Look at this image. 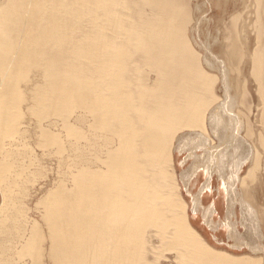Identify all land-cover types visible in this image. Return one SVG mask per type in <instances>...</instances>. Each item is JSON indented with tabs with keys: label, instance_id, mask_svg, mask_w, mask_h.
<instances>
[{
	"label": "bare ground",
	"instance_id": "6f19581e",
	"mask_svg": "<svg viewBox=\"0 0 264 264\" xmlns=\"http://www.w3.org/2000/svg\"><path fill=\"white\" fill-rule=\"evenodd\" d=\"M254 1V44L239 13L226 52L249 66L238 76L256 84L264 147V0ZM190 4L0 0V264H263L211 245L191 218L200 199L190 208L182 193L175 144L200 128L218 135L216 83L229 76L195 48ZM74 151L70 183L58 178L34 204L40 156ZM245 161H233L227 187ZM213 165L203 191L225 174Z\"/></svg>",
	"mask_w": 264,
	"mask_h": 264
},
{
	"label": "rangeland",
	"instance_id": "374dc122",
	"mask_svg": "<svg viewBox=\"0 0 264 264\" xmlns=\"http://www.w3.org/2000/svg\"><path fill=\"white\" fill-rule=\"evenodd\" d=\"M253 2L255 3L254 0H190L192 22L189 25L191 28L189 34L195 48L201 52L202 57L206 58V63H210V67L206 64L208 69L218 72L220 68L225 66L229 76L226 87L222 83H216L217 93L225 105V109L221 107L215 110H220L221 114V121L217 126L218 135H212L209 128L197 129L196 133L192 132L188 137L183 138L180 145L175 144L178 148L177 150L175 148L173 155L177 174L181 181L182 193L188 200L190 208H193L194 195H196L195 198L200 199L198 209L191 213V218L197 229L218 250L232 252L231 254L235 255L261 256L264 264V147L260 144L258 137V133L262 129V114L261 110H258L259 98L255 92L256 84L253 81L244 83L242 78L238 76L240 71H242L243 76L244 73L247 75L249 66L243 63V60L228 57L226 52L227 45L230 44L228 38L232 37L234 32L231 22L232 15L241 13V21L239 20L238 23L247 25L248 31L251 32L248 45L254 44L252 25L256 17V6ZM229 113H233V115ZM29 117L30 115L26 113L24 118L28 120ZM248 121L253 125L250 131L246 127ZM56 129L58 130L59 126H56ZM248 131L250 134L247 133ZM7 140L8 138L5 139V141ZM31 142L34 140L32 139ZM38 152L41 153V150L38 149ZM54 155L52 153L51 157L40 156L41 163L38 166L42 165L37 170L42 175L34 177L37 181L36 184H34L33 179L34 182L30 183L31 186L33 185L34 204L47 189L53 187L62 177L66 179L71 168L74 169L73 167L70 168V163L71 161L76 163L77 153L75 154V151L72 156L70 155V158H68V153H65L63 156L67 155L66 159L65 157H58L57 154ZM73 155L76 158L72 159ZM219 155H221V159H219ZM213 157H215V161L211 159ZM256 157L261 158L258 166L255 164ZM59 159L60 161L57 163ZM243 159H247V161L238 173V181L233 188L227 187L226 181L228 179H224V175L227 174V177L233 171V161H243ZM67 160L69 164L66 163ZM211 163L220 171L223 170L225 174L221 179L218 178L217 174L214 176L213 191L210 188L209 191L207 189L203 191L207 182V173L210 175ZM66 165H69V168ZM57 166L60 170H56ZM205 166L209 171H205V175H203ZM249 171L253 173L251 177L250 174L248 176ZM57 173L59 175L64 174L59 177ZM199 174L200 179L196 177ZM43 175L45 177L39 178ZM188 175L191 176L190 181L185 183L182 181V176L186 180ZM58 178L59 180H57ZM69 179H66L67 183H70ZM221 181L227 189V196L223 195ZM219 200H221L219 213H210V215L207 207ZM34 204L33 207H35ZM38 211L40 210L38 209ZM205 211L210 216H204ZM35 214L39 215L38 212Z\"/></svg>",
	"mask_w": 264,
	"mask_h": 264
}]
</instances>
